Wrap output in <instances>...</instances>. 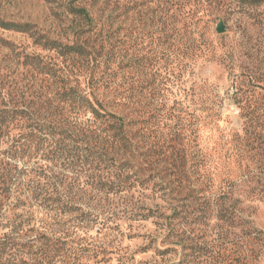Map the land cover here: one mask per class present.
I'll return each instance as SVG.
<instances>
[{"label": "rangeland", "instance_id": "obj_1", "mask_svg": "<svg viewBox=\"0 0 264 264\" xmlns=\"http://www.w3.org/2000/svg\"><path fill=\"white\" fill-rule=\"evenodd\" d=\"M246 1L0 0V19L28 23L34 31L33 39L0 30V60L34 56L80 87L88 85L87 65H96L100 75L106 60L113 81L130 94L133 130L145 120L147 147L157 150L172 132L178 135L173 143L178 149L194 152L196 145L210 166L208 209L218 199L219 204L222 198L239 201L242 218L233 229L213 227L214 220L198 227L195 217L205 207L202 194L160 202L161 217L148 220L138 214L148 212L136 199H115L108 204L114 218L121 215L120 224L110 223L103 231L97 226L77 233L14 230L15 220L34 223V209L30 215L17 211L0 216V264H210L222 237L225 264H237L236 256L241 264H264V3L248 12L242 10ZM176 6L183 9L175 11ZM197 6L209 12H193ZM74 8H83L89 22L70 11ZM220 22L222 34L215 30ZM36 38L80 47L85 55L61 56ZM17 73L8 81L18 82ZM13 87L8 91L14 92ZM56 87L50 77L34 71V110L47 121L69 115L66 106L55 112L51 96ZM172 197L179 199V194ZM146 206L154 210L149 202ZM175 208L183 212L173 214ZM128 209L138 216H126Z\"/></svg>", "mask_w": 264, "mask_h": 264}, {"label": "trees", "instance_id": "obj_2", "mask_svg": "<svg viewBox=\"0 0 264 264\" xmlns=\"http://www.w3.org/2000/svg\"><path fill=\"white\" fill-rule=\"evenodd\" d=\"M262 3L264 0H247L242 10L250 12L253 6ZM197 7L193 12H209ZM172 8L170 5L166 12ZM182 9L181 6L174 8L175 11ZM70 11L89 22L83 8ZM0 30L28 34L34 39L32 25L28 23L0 19ZM36 39L43 48L56 50L61 56L85 55L77 46H61L54 41ZM15 59L2 57L0 60V216L17 211H26L30 215L34 209V223L29 218L15 220L13 225L8 223L12 229L22 231L34 227L46 232L69 230L77 233L82 228L97 226L98 231H103L110 223L120 224L121 215L114 218L115 209H110L108 204L115 199H136L141 204V211L148 212L147 215L138 214L148 220L161 217L160 202L186 201L198 194L203 195L205 205L199 211L201 215L195 217L198 227L209 226L214 220L213 227L221 229L225 225L233 229L242 220L236 207L239 201L222 198L219 204L218 199L215 208L208 209L212 201L210 196L205 198L210 194L207 191L211 180L210 166L208 158L196 145L194 152L178 149L173 144L179 139L178 135L172 132L162 139V146L157 150L147 147L149 136L145 134V120L139 123L142 127L133 130L134 122L128 117L131 114L130 94L127 89L120 90L113 81L114 74L106 60L100 75L95 72L96 65H87L88 85L80 87L78 83L69 85L68 79H62L61 71L54 65L43 63L34 56ZM19 67L22 71L17 73ZM34 71L37 75L50 77L54 85H60L54 89L51 98L57 102L55 112L64 106L68 108L69 115L65 120L47 121L35 112ZM15 72L19 81H8L9 75ZM11 85H14V92L8 91ZM113 109L123 113L111 111ZM154 144L159 146V141ZM188 144L189 141L186 146ZM162 147L171 149L170 153H165ZM173 184L172 189L169 185ZM231 192L227 190L225 194ZM173 193L179 194V199L172 197ZM148 202L154 205V210L146 206ZM177 208L173 214L179 215L183 210L177 212ZM128 210L126 216H138L132 215L133 209ZM210 211L211 220L207 216ZM221 239L210 264H225L222 248L225 239ZM5 244L6 241L1 242V245ZM234 261L241 264L242 260L236 256Z\"/></svg>", "mask_w": 264, "mask_h": 264}, {"label": "water", "instance_id": "obj_3", "mask_svg": "<svg viewBox=\"0 0 264 264\" xmlns=\"http://www.w3.org/2000/svg\"><path fill=\"white\" fill-rule=\"evenodd\" d=\"M216 33L218 34H222L224 32V27H223V24L220 22L218 23V25L216 26Z\"/></svg>", "mask_w": 264, "mask_h": 264}]
</instances>
